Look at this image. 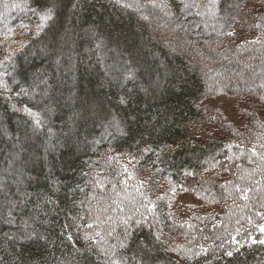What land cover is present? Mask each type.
I'll return each mask as SVG.
<instances>
[{
  "label": "trees",
  "instance_id": "1",
  "mask_svg": "<svg viewBox=\"0 0 264 264\" xmlns=\"http://www.w3.org/2000/svg\"><path fill=\"white\" fill-rule=\"evenodd\" d=\"M263 228L264 0H0V264H264Z\"/></svg>",
  "mask_w": 264,
  "mask_h": 264
},
{
  "label": "rangeland",
  "instance_id": "2",
  "mask_svg": "<svg viewBox=\"0 0 264 264\" xmlns=\"http://www.w3.org/2000/svg\"><path fill=\"white\" fill-rule=\"evenodd\" d=\"M221 101H223L222 98H220V99H216V100L213 101V104H218V103H220ZM225 108H226V110H227V113H228L231 117H233L234 120H236L234 114H233L232 111H231V107H230L228 104H225ZM263 231H264V228H263Z\"/></svg>",
  "mask_w": 264,
  "mask_h": 264
},
{
  "label": "snow or ice",
  "instance_id": "3",
  "mask_svg": "<svg viewBox=\"0 0 264 264\" xmlns=\"http://www.w3.org/2000/svg\"><path fill=\"white\" fill-rule=\"evenodd\" d=\"M43 19L47 21L48 19H51V12L45 13ZM261 243H264V241H261ZM231 255V253H229Z\"/></svg>",
  "mask_w": 264,
  "mask_h": 264
}]
</instances>
